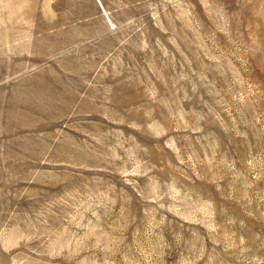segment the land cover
Here are the masks:
<instances>
[{"label": "rangeland", "instance_id": "rangeland-1", "mask_svg": "<svg viewBox=\"0 0 264 264\" xmlns=\"http://www.w3.org/2000/svg\"><path fill=\"white\" fill-rule=\"evenodd\" d=\"M0 264H264V0H0Z\"/></svg>", "mask_w": 264, "mask_h": 264}]
</instances>
